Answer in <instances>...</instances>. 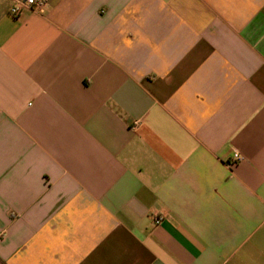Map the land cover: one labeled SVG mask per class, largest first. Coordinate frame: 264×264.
I'll return each mask as SVG.
<instances>
[{
  "label": "crops",
  "instance_id": "0c3cea01",
  "mask_svg": "<svg viewBox=\"0 0 264 264\" xmlns=\"http://www.w3.org/2000/svg\"><path fill=\"white\" fill-rule=\"evenodd\" d=\"M14 4L0 264H264V0Z\"/></svg>",
  "mask_w": 264,
  "mask_h": 264
},
{
  "label": "built area",
  "instance_id": "2783aa9c",
  "mask_svg": "<svg viewBox=\"0 0 264 264\" xmlns=\"http://www.w3.org/2000/svg\"><path fill=\"white\" fill-rule=\"evenodd\" d=\"M49 0H16L10 9V14L13 17L19 18L26 9L36 11L38 13H43ZM241 161V156L239 153H235L229 165L232 166ZM156 223H160V219L156 220Z\"/></svg>",
  "mask_w": 264,
  "mask_h": 264
}]
</instances>
